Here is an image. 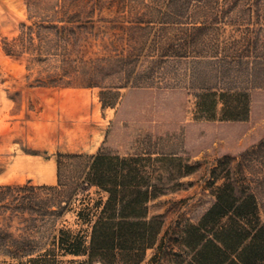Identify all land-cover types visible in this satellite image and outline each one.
I'll use <instances>...</instances> for the list:
<instances>
[{
  "label": "trees",
  "instance_id": "trees-1",
  "mask_svg": "<svg viewBox=\"0 0 264 264\" xmlns=\"http://www.w3.org/2000/svg\"><path fill=\"white\" fill-rule=\"evenodd\" d=\"M243 10L249 21L264 22V0H168L160 20L173 23L184 48L197 45L201 32L205 42L207 32L218 30L214 22H228L235 11L241 19ZM261 31L250 28L246 36ZM258 41L248 38L246 49H255ZM254 59L264 72V56ZM130 61L116 58L121 69ZM180 99L178 90L129 88L99 150L58 153L56 186L0 185V217L61 218L78 192L96 188L104 195L96 212L77 213L89 226L88 236L60 230L56 240L64 257L76 258L70 264H264L257 198L264 175L254 171L264 167V124L250 132L251 123L264 115V91L202 93L194 122L185 121L186 100ZM208 151L213 154L210 178L222 181L212 206L197 224L165 229L161 217L150 216V203L180 189L202 163L194 159L210 157ZM53 253L29 262L55 264Z\"/></svg>",
  "mask_w": 264,
  "mask_h": 264
},
{
  "label": "rangeland",
  "instance_id": "rangeland-1",
  "mask_svg": "<svg viewBox=\"0 0 264 264\" xmlns=\"http://www.w3.org/2000/svg\"><path fill=\"white\" fill-rule=\"evenodd\" d=\"M167 2L0 0V83L14 86L15 95L20 93L17 85L47 92L48 101L43 105L31 102L32 135L39 121L42 127L53 126L55 136L67 146L85 136L96 121L106 133L129 88L178 90L180 101L186 100V122L196 120L202 93L264 91V72L262 67L258 70L254 59L264 56V31L246 36L250 28H264V22L249 21L244 10L237 19L235 11L228 22H214L218 30L207 32L205 42L201 32L197 45L182 48L173 23L160 20ZM28 27L33 28L30 31ZM248 38L259 40L255 49L252 45L246 49ZM166 42L175 49L167 48ZM120 57L131 59L125 69L117 65ZM221 108L219 104L215 108L217 117ZM262 124L264 115L251 123L250 132L258 131ZM208 153L210 157L201 154L194 159L202 163L195 174L181 181L180 189L150 203V216L161 217L165 229L197 224L212 206L213 191L222 181L212 182L213 154ZM31 169L9 171L0 182L22 183L28 177L38 183L55 181L49 166L32 162ZM254 171L264 175V167ZM257 198L264 223V179ZM103 200L104 195L91 188L78 192L61 218L0 217V264H42L29 261L48 250H54L55 264H70L76 258L64 257L57 249L60 230L87 237L89 226L77 213L86 210L94 214L95 204ZM152 254L148 251V258Z\"/></svg>",
  "mask_w": 264,
  "mask_h": 264
},
{
  "label": "crops",
  "instance_id": "crops-1",
  "mask_svg": "<svg viewBox=\"0 0 264 264\" xmlns=\"http://www.w3.org/2000/svg\"><path fill=\"white\" fill-rule=\"evenodd\" d=\"M12 85L0 83V178L7 177L12 170L29 171L32 162L50 167V175L55 174V181L47 180L35 182L30 177L24 182H0V185H56L57 183V157L58 153L66 154H95L105 138L104 126L101 122H94L85 136L70 146L62 144L55 136L53 126L42 127V122H37L32 135L31 102L38 106L46 103L47 92L41 88L17 90L19 94L12 93ZM53 109V106H52ZM43 129V130H42ZM33 136V138H32ZM75 143V144H74ZM75 145V146H74ZM33 146V147H32Z\"/></svg>",
  "mask_w": 264,
  "mask_h": 264
}]
</instances>
